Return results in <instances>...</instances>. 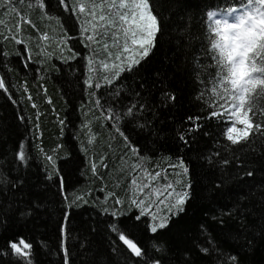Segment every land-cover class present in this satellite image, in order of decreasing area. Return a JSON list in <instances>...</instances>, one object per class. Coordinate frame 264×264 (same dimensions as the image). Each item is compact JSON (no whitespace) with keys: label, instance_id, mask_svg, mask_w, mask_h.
<instances>
[{"label":"trees","instance_id":"16d2710c","mask_svg":"<svg viewBox=\"0 0 264 264\" xmlns=\"http://www.w3.org/2000/svg\"><path fill=\"white\" fill-rule=\"evenodd\" d=\"M44 2L46 8L39 0H12L8 7L5 0L0 7V76L8 88L7 93L0 90V252L7 251L9 240L22 236L33 245V264H63L64 247L69 264H138L112 232L110 226L116 225L146 249L153 241L163 242L169 264H228V255L237 256L239 264H264V135L232 145L222 135L230 121L203 119L208 97L197 98L202 86L190 75L177 82L178 102L161 106L160 94L173 82V61L179 63L185 56L191 61L193 52L199 55L206 31L201 15L208 0H151L164 35L146 61L131 73H121L112 85L103 80L110 76V70L100 66L107 62L104 52L79 33L85 18L76 20L75 14L68 18L56 0ZM189 30L199 39L186 51ZM65 33L69 39L61 43ZM89 79L91 84L85 82ZM96 83L101 87H94ZM134 93L155 109L154 116L137 112L138 119L121 121L120 130L136 153L125 146L103 111L112 105L123 114ZM189 115L202 117L196 132H186ZM146 120L151 121V132L137 127ZM181 132L191 138L187 146L178 138ZM20 144L26 161L16 155ZM45 156L53 157L55 169ZM178 158L187 165V175L179 167H169L177 165ZM223 159L230 164L222 165ZM239 160L242 165L235 162ZM134 165L141 167L133 171ZM161 169L169 182L190 183L192 199L176 224L153 234L147 230L150 216L133 224L132 216L139 213L129 210L127 201L134 191L133 178L141 183L145 172ZM55 170L63 177V187ZM245 171L253 176H245ZM110 193L125 201V216L101 211L115 206ZM36 205L34 214L21 216ZM198 244L208 247L209 253L198 251ZM0 264H18V258L0 255Z\"/></svg>","mask_w":264,"mask_h":264},{"label":"snow or ice","instance_id":"6c2138e0","mask_svg":"<svg viewBox=\"0 0 264 264\" xmlns=\"http://www.w3.org/2000/svg\"><path fill=\"white\" fill-rule=\"evenodd\" d=\"M4 3L5 0H0V7H3ZM7 5L12 7V0H7ZM39 6L47 7L44 0H39ZM56 7L62 13L66 12L68 18H72L73 14L76 20L85 18L79 26V33L84 40L90 44L94 43L104 52L107 62L101 61L100 66L110 70V76H103L106 85H112L114 80L120 78L121 73H131L136 70L142 61L150 57L160 42L159 38L164 35L161 18L153 10L151 0H56ZM201 19L206 20V31L197 50L199 55L193 52L191 61L187 56L179 63L173 61L175 64L173 82L170 88L165 85L166 90L161 92V106H174L178 102L180 90L177 82L190 75L202 86L197 98L203 101L206 95L208 97V110L203 115V119L230 121L222 135L226 136L232 145L240 146L248 143L255 135H264V0H208L202 10ZM28 23L31 21L29 20ZM186 35L188 40L185 49L191 51L192 41L199 38L193 37L190 30ZM44 38L47 39V36ZM68 39L65 33L61 37V43H66ZM75 55L79 54L76 53L69 58L74 59ZM27 59H31L30 54ZM201 59L210 60L211 63H201ZM88 62L89 65L92 64L91 57L88 58ZM85 82L92 83L91 79ZM94 87L99 88L101 85L96 83ZM0 90L8 92L2 76H0ZM119 91L120 89H116V93ZM141 91H144L143 86ZM133 96L134 99L130 100L123 114L116 111L112 105L103 111L105 119L112 122L111 126L115 127L116 132L125 141V146L136 153L137 149L131 145L129 136L120 130L121 121H124L125 117L138 119L137 112H151L154 116L155 109L140 93H134ZM19 119L23 121L25 117L20 116ZM201 119L199 115L187 116L186 120L191 126L186 132L198 131L201 124L197 121ZM60 123L63 125L64 121L61 120ZM137 127L141 131L148 127L151 132V121L138 123ZM178 138L186 146L191 139L186 138L184 132L179 133ZM16 155L19 161L27 160L23 144L19 145ZM216 156L219 157V153H216ZM45 160L52 161L55 169L52 156H45ZM219 162L224 166L230 164L228 159ZM235 162L243 164L242 160ZM91 167L95 171L96 164L92 163ZM140 167L134 165L133 171ZM169 167L173 169L179 167L183 175H187L189 171L181 158H178L177 165H169ZM55 171L58 185L63 187V177L59 175L58 170ZM244 175L252 177L253 172L245 171ZM48 179H52L51 174L48 175ZM157 182L159 187L156 186ZM131 184L134 186V191L127 201V208L137 209L139 213L132 216L133 224L140 222L142 217L150 216L152 223L147 230L153 234L168 230L176 224L181 215L185 214L186 204L192 199V185L181 183L179 180L169 182L165 169L145 172L143 182L138 183L137 179L133 178ZM215 187L219 190L220 186ZM109 195L113 196L115 206L111 209L101 207V211L113 217L125 216L123 210L125 201L112 193ZM81 199L77 197V200ZM83 202L87 203V201ZM38 208L39 205L35 208L28 207L21 212V216H30ZM64 211L66 212L67 209ZM224 215L222 212L221 217ZM227 215L231 216L233 213L230 211ZM64 219L67 220V215ZM219 222L222 225L223 218ZM110 227L125 246L129 257L136 259L138 264H169L170 257L167 256L169 249L163 242L157 244L153 241L151 249H146L116 225ZM61 231H65L63 225ZM208 242L214 247L211 238ZM113 244L112 251L115 252V242ZM196 247L201 253H209L208 247L199 244ZM6 249L7 251L0 252V255L12 254L18 258V264H33V245L22 236L9 240ZM152 250L157 254L153 255ZM216 251L219 252V249ZM227 260L228 264H239L235 255H228ZM63 264H69L67 247L63 248Z\"/></svg>","mask_w":264,"mask_h":264},{"label":"rangeland","instance_id":"374dc122","mask_svg":"<svg viewBox=\"0 0 264 264\" xmlns=\"http://www.w3.org/2000/svg\"><path fill=\"white\" fill-rule=\"evenodd\" d=\"M238 127H239V125H238Z\"/></svg>","mask_w":264,"mask_h":264}]
</instances>
